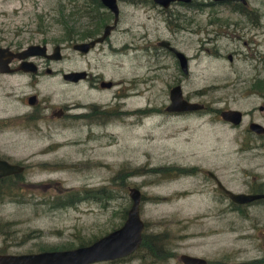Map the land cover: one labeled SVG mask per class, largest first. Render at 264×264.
Listing matches in <instances>:
<instances>
[{
	"label": "rangeland",
	"instance_id": "rangeland-1",
	"mask_svg": "<svg viewBox=\"0 0 264 264\" xmlns=\"http://www.w3.org/2000/svg\"><path fill=\"white\" fill-rule=\"evenodd\" d=\"M224 1L192 0V4L163 7L150 0L120 6L119 28L111 39L116 46L128 42L134 48L125 55H114L109 48H105L108 54H103L99 49L102 52L91 54L95 56L92 62L105 65L109 68L106 73L115 77L139 73L144 80L154 76L148 81L150 86L141 81L140 93L136 91L123 107L151 105L156 109L134 124L113 117L92 128H56L52 138H76V143L61 142L54 151L19 159L34 164L25 174L24 201L4 195L5 202L0 203V220H9L8 229L17 234V238L13 233L7 238L26 240L14 250L87 244L123 223L132 201L129 187L137 186L143 193V232L149 237L164 233L165 249L173 255L159 259L145 246L127 256L91 264H184L180 255L185 252L205 257L207 264H238L264 256L263 204L233 208L229 197L202 171L175 173L168 169L170 164H198L215 171L237 191L246 189L250 172L264 178V145L242 149L244 145L237 139L244 135V121L233 126L206 112L172 115L165 110L176 77L183 78L184 93L199 101L217 100L212 104L224 105L231 99L230 103L241 109L259 103L261 96L250 89L260 91L254 83L264 79V0H247V7L260 14V25L253 15ZM72 4V0H0L1 43L26 45L45 39L52 47L53 41H68L69 33L76 35L91 28L95 20L101 21L94 11L71 13ZM107 21H112V15ZM176 24L183 28L173 31ZM209 34H214L213 42ZM165 38L191 56L187 75H181L177 60L158 43ZM63 52L66 66H71L67 60L74 56L85 60L69 45ZM122 69L126 71L121 73ZM58 80L48 83L46 79L45 91L54 93L56 100L69 101L75 89ZM201 89L205 93L197 94ZM77 95L108 101L111 92H87L78 87ZM261 121L264 123V117ZM40 135L28 132L26 144L11 143V151L19 155L37 152L42 144ZM101 187L106 195L100 192ZM89 188L92 194L102 195L101 200L88 196L91 194L85 190ZM70 193L82 194V198L63 204ZM2 236L0 233V242Z\"/></svg>",
	"mask_w": 264,
	"mask_h": 264
},
{
	"label": "flooded vegetation",
	"instance_id": "flooded-vegetation-1",
	"mask_svg": "<svg viewBox=\"0 0 264 264\" xmlns=\"http://www.w3.org/2000/svg\"><path fill=\"white\" fill-rule=\"evenodd\" d=\"M149 1L150 0H117V3L119 5V17L116 25L111 29L109 34L103 40L96 41L94 45L90 46L85 51L79 49L78 47H75V44L88 42L96 38L103 33L106 24L114 22V12H112L103 2V15H106V18L104 20H101L103 25L101 29L97 30L95 33H93L90 28H85L83 31L76 35L69 33L68 41H53L51 43L53 44L52 47L49 46L50 41L45 39H42L41 42H29L26 45H23L21 43L13 45L11 43H1L0 41V159H5L14 163H20L25 166L22 171L5 174L0 177V203L5 202L3 198L4 195H8L10 197L13 196V201L16 202L24 201L21 199L22 195H24L21 191L23 184L26 183L24 181L26 180L25 174L34 164L19 161V159H28L29 155L38 156L50 151H54L62 144L61 142L76 143V138H66L63 140L60 138H52V136H54L55 134L54 132L56 128H58L56 131L75 125H83L85 127L92 128L93 125L107 124L113 117H117L120 120L127 119L129 124H134L138 123L143 118L148 117L149 112H152L156 109L151 105H146L144 107L137 106L133 108L123 107L124 104H126L128 98L134 96V93H136V91L140 93V82L144 81L147 83L154 76L143 77L144 80H142L139 73H137L136 75L132 74L130 77H115L113 75H108L106 71H109V68L105 65H99L97 63L93 64L92 58H94L95 56L91 55L94 52L98 53L102 51L103 54H108V52H105V48H109L111 53L114 55L130 54L129 49L134 48L133 45L127 42L123 43L121 46H116L111 39L113 32L119 28L118 23L121 20L122 14L120 6L123 4L138 5L140 3H146ZM241 1L246 6V8H235V10L241 11L245 15H253L256 24L260 25V14H258L255 9L247 7V0ZM172 3L183 5L187 4V2L179 0L172 1L171 4ZM188 3L192 4V1ZM111 15L112 21H107V17ZM218 19L219 18H216V20ZM98 22L99 21L95 20L91 28L93 29V27L95 26L94 24H99ZM180 27L181 29L183 28V26L176 24L175 26H172V30H180ZM216 32L220 33L221 31L218 30ZM213 37L214 34H209V41L213 42ZM167 40L169 41V46H163L165 48V51L169 55L173 56L179 63V69H181L183 72H181V75H187L189 72V62L191 56L188 55V53L179 45H176V42L171 39ZM31 44L46 45L45 53H34L30 55L12 54L14 52L17 53L26 49ZM56 45H59V52L61 54L60 56L51 55L52 52H54L53 50ZM67 45L71 46L77 53L81 54L78 56H85V60L81 61V58H77V56H74L70 60H67L70 61L71 66H66L65 62L67 57L64 54L63 50ZM171 47H175L177 50H180L186 54L188 64L187 70L182 68L180 58L176 50ZM99 49H102V51ZM147 50L148 52L150 51V49ZM206 50L210 53L212 52L210 47H206ZM227 57L229 59H232V53H228ZM135 64L136 62L133 61V63L131 64L132 69L133 66L135 67ZM112 69L114 70V67H112L111 70ZM123 71H126V69H122L121 73H124ZM66 73H69L70 76L66 77ZM58 78L61 80H58L61 84L68 85L72 89H75L74 92H71L75 96L69 101H62L60 99H57V101L54 98V93L45 91V85L49 83V80ZM46 79H48V83L44 82ZM176 84H180L183 89V78L176 77L174 82L170 84V89ZM150 85L151 83L148 82L147 86ZM78 87H81V89L86 90L87 92L95 91L96 93H100L104 91H110L111 97L108 101H103L100 97L87 99L86 97L77 95ZM250 90H253V92L259 94L261 96V99L258 104H255L247 109H241L239 107L233 106L230 103L231 99H227V101L225 100L224 105H213L212 103L216 102L217 100H207L208 103L199 101L197 99H194L192 96L187 95L183 91L185 98L203 103V106L193 110L168 111L166 110V105L169 103L168 102L165 105V110L168 114L172 115H185L193 114L196 112H206L216 119H222L221 112L223 109H239L242 112V120L240 123L234 124L231 121L223 119L222 120L224 122L232 124L233 126H240L244 121V135L238 136L237 139L242 145H244L241 146L242 149H255L260 145H264V131L258 132L255 128L251 127L252 122H259L264 125V123L261 121V119L264 117V89L259 91L253 88ZM196 93L202 95L205 93V91L201 89L197 90ZM28 132L41 134L39 138L41 139L40 142L42 144L37 148V152H32L30 154L21 153V155H19L18 153L11 151V143L22 145L26 144V135L28 134ZM89 136L90 135L88 134V137ZM43 164L50 166L51 163L44 162ZM168 169L173 170L175 173H192L194 171H202L206 176L212 179L214 187L219 190V192L229 197L220 183L229 189L232 188H230L227 185L228 183L224 182L220 178V176L210 168H203L198 164H170L168 165ZM250 174L251 177L249 179H246V189L238 190V192L264 193V178H260L256 173L253 172H250ZM18 185H20L21 191L17 189ZM86 190L90 191L91 189L89 188ZM102 192L104 193L103 189H101V193ZM180 192L187 191L180 190ZM104 195L106 194L104 193ZM101 196L96 195L95 197L101 200ZM7 201H11V199ZM229 201L231 207L238 209L239 207H247L252 204L264 205V196L243 203L236 202L230 197ZM10 223L11 222L9 220H0V233L4 234V236H2L3 239L0 242V254H20L34 251L14 250L17 249L15 248L16 246L23 245V242L26 240L25 237L20 239L7 238L12 233L13 238H17V234L11 229H8V227H10ZM13 230L15 231L16 229Z\"/></svg>",
	"mask_w": 264,
	"mask_h": 264
},
{
	"label": "water",
	"instance_id": "water-1",
	"mask_svg": "<svg viewBox=\"0 0 264 264\" xmlns=\"http://www.w3.org/2000/svg\"><path fill=\"white\" fill-rule=\"evenodd\" d=\"M112 12H114V22L105 25L101 35L88 41L76 43L75 47L87 50L94 45L96 41L103 40L116 25L119 17V5L117 0H101ZM161 6L168 7L172 1L176 0H154ZM190 2L192 0H179ZM246 1V0H243ZM162 46H169L167 39H161L159 42ZM176 50L182 68L187 70V56L184 52ZM46 45L31 44L26 49L12 54L30 55L34 53H45ZM52 52V56H60L59 45H56ZM70 76L69 73L65 74ZM203 106V103L192 101L184 97L183 89L180 84L174 85L170 89V102L166 105V110H193ZM221 116L224 120L238 124L242 120V112L239 109L229 108L223 109ZM251 127L258 132L264 131V125L259 122H252ZM24 165L20 163L10 162L5 159H0V177L14 172H19L24 169ZM229 197L236 202H249L256 198L264 196L261 192H238L229 189L222 185ZM129 195L131 197V205L127 210V216L123 223L101 235L94 241L88 244H81L71 248L64 249H44L39 251L25 252L20 254H0V264H90L97 261L113 260L127 256L133 253L141 244L143 239V229L145 221L141 217L140 203L143 193L137 186L129 187ZM264 245V244H263ZM180 259L184 264H205L207 259L203 256L193 255L190 253H181Z\"/></svg>",
	"mask_w": 264,
	"mask_h": 264
},
{
	"label": "trees",
	"instance_id": "trees-1",
	"mask_svg": "<svg viewBox=\"0 0 264 264\" xmlns=\"http://www.w3.org/2000/svg\"><path fill=\"white\" fill-rule=\"evenodd\" d=\"M73 1V4H72V12L71 13H76L78 11H87V12H90V11H94L95 13H97L99 16H101L102 19L100 20H104L106 18V15L105 17L103 18L102 17V14H103V10H102V6H103V3L101 0H72ZM224 2H227L228 4L229 3H232L233 4V7L234 8H238V9H245L246 6L239 2V1H235V2H232V0H226ZM189 4V3H187ZM102 10V11H100ZM95 26L92 28H90V30L93 31V33H95L97 30H100L101 27H102V21L100 22L99 21V24H94ZM254 86L260 90H263L264 89V79H259L258 81H256L254 83ZM103 187H101L102 189ZM17 189L20 190V185L17 186ZM87 191V190H85ZM23 193V191H21ZM89 194L91 195H88V196H96V195H99L97 193L95 194H92V190L90 191H87ZM101 192V190H100ZM82 194H75V193H70L69 195H67L64 199V201H61L63 204H73L75 201L79 200L80 197ZM108 196V195H107ZM87 197V196H86ZM96 239V238H95ZM167 237L166 235L163 233H155L153 234V236L149 237L148 235H146L144 232H143V239H142V242L139 246L140 247H148L149 250L154 254L156 255L157 258L159 259H165L166 257L168 256H171L173 255L172 251L170 250H167L165 249V243H167ZM93 241V240H92ZM91 242V241H90ZM88 242V243H90ZM55 248V247H53ZM138 248V249H139ZM52 249V248H50ZM207 264V263H205ZM238 264H264V256H261V257H258V258H254V259H251V260H245V261H241L239 262Z\"/></svg>",
	"mask_w": 264,
	"mask_h": 264
}]
</instances>
